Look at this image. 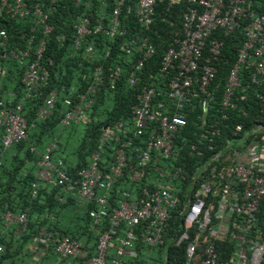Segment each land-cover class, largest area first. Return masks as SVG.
I'll use <instances>...</instances> for the list:
<instances>
[{
    "label": "built area",
    "instance_id": "1",
    "mask_svg": "<svg viewBox=\"0 0 264 264\" xmlns=\"http://www.w3.org/2000/svg\"><path fill=\"white\" fill-rule=\"evenodd\" d=\"M101 1L106 7L109 0ZM164 1L172 7L181 0H113L108 21L105 10L97 16L91 13L93 18L86 13L78 15L73 47L77 50L85 46L84 57L94 61V35L124 36L120 16L133 10L144 31H150L156 6ZM191 1L180 36L160 58L150 85H141V76L156 52L154 42L148 35L136 33L121 47L129 68L128 85H141L130 107L131 127L105 125L98 149L91 153L87 166L77 172L76 179L53 163L55 141L49 143L38 162V179L63 185L65 190L74 191L78 200L95 201L98 209L90 216L97 223L108 219L91 257L81 242L41 229L36 239L53 246L58 261L80 258L86 264H125L128 259H139L138 246L144 244L148 258L152 249L165 246L159 264H264V216H260L264 206V14L253 11L249 0ZM75 2L84 3L89 10L100 6L94 0ZM53 8L42 0H0V16L30 21L18 36L23 42L12 46L7 30L0 26V81L9 60L20 70L24 89L11 105L4 102L0 90L5 148L27 139L24 104L51 78L53 60L44 54L46 38L53 30L49 23ZM241 26L244 40L237 46L223 89L216 93L213 84L219 63L224 60L226 64L228 59L222 53L224 41L214 34L227 36ZM121 76V65L109 68L111 90L116 89ZM104 79L103 67L96 64L85 91L77 92L75 99H64L61 125L90 121ZM57 99L56 90L49 91L37 116L49 117ZM189 116L196 118L194 136L189 142H178ZM125 173L132 182L141 183L139 192L134 191L136 188L124 190L114 207L110 191ZM151 173H158L159 178ZM4 219L20 226L27 222V215L7 212ZM171 244L173 253L182 252V261L170 255Z\"/></svg>",
    "mask_w": 264,
    "mask_h": 264
},
{
    "label": "trees",
    "instance_id": "2",
    "mask_svg": "<svg viewBox=\"0 0 264 264\" xmlns=\"http://www.w3.org/2000/svg\"><path fill=\"white\" fill-rule=\"evenodd\" d=\"M42 1L54 7L49 15V23L53 26V30L46 38L47 45L44 54L45 57L49 56L53 60L51 78L47 86L41 88V91L34 98L28 99L24 104L23 115L29 125L26 140L15 142L5 148L2 143L5 129L0 126V246L2 247L0 264H16L12 259L13 254L10 253L13 246H16L20 253H23L25 252L24 246L31 245H36L39 250L40 247L44 249L42 257L33 260L36 251L27 247L29 253H23L19 256V264H86L80 258H65L58 261L53 246L36 239L37 235L41 229H44L47 233H59V235L69 236L81 242L82 247L88 252V257H91L95 254L101 232L108 226V219L104 218L97 223L90 216L91 211L98 209V204L95 201L78 200V195L74 191L65 190L63 185L51 184L38 179L36 175L39 170L38 162L49 143L55 141L57 146L51 152L53 163L66 170L72 179H76L77 172L82 167L87 166L91 153L98 149L100 134L105 125L121 124L124 128L131 127L132 114L130 107L136 102L139 87L143 84L150 85L151 81L155 79L153 77L157 74L159 60L173 39L180 36L184 13L193 2L191 0H181L172 7H168L165 1L159 3L156 6L150 31H144L142 24L138 22L135 16V10L131 14L123 11L120 22L121 27L125 28L126 34L114 38L104 33L94 35L97 53L94 61L89 62L84 57L83 48L85 46L77 50L73 47L74 24L77 21V16L82 13H86L88 16L92 13L93 16H97L105 10V21H108L111 17L113 0H109L106 7H104L101 0H94L95 4L100 5L95 7L94 10L87 9L84 3L76 4L75 0ZM249 1L253 11L264 14V0ZM29 23V18L21 21L6 14L0 16V26L5 28L9 34V46L17 42L20 44L23 42L24 39H20L18 36L29 27ZM136 33L148 35L155 44L156 52L153 59L145 67V71L141 76V85L131 87L126 81L129 71L124 62L126 53L124 50L122 51L121 47ZM35 34L37 37L41 35L40 31ZM214 36L222 38L224 41L222 53L223 57L228 59L226 64L224 60L220 61L219 73L213 84L214 91L220 93L229 68L236 59L237 46L244 40L243 26L233 34L224 36L217 32ZM37 41L38 39L35 38V43ZM108 52L109 55H107ZM12 64L10 63V65ZM96 64H101L103 67L105 79L95 96L89 115L90 121L79 124L72 123L68 126L61 125L60 120L66 108L64 99H75L77 92L85 91L87 82L91 80L92 68ZM117 64L122 67V76L116 89L111 90L107 74L109 68ZM13 66L15 65L13 64ZM20 75L21 72L17 67L14 70L9 69L6 78L4 80L2 78L0 81L2 99L7 105L14 104L24 93ZM164 82L163 79L161 81L163 86L165 85ZM163 86L161 85L162 90H164ZM72 87H75V90H72ZM53 89L58 93V99L52 114L44 119L39 118L37 116L39 105L42 99ZM10 91L15 92L13 98L8 95ZM159 98L162 97L159 96ZM11 100L12 102H10ZM195 121V117H188V125L184 128L178 142L183 143V140L188 142L192 140L194 130H196ZM79 125H83L82 130ZM77 132H81V136L78 137L80 134L77 136L78 143L73 149L68 150L69 142L76 137L74 135ZM121 136L124 135L121 134ZM48 141L49 143H47ZM185 157L189 161L194 160V157ZM60 162L64 166H61ZM151 174L154 178H159L158 173ZM189 176L191 174H188L187 178ZM35 183L37 184L36 187H34ZM140 184L132 182L125 173L110 191L113 206H118V200L122 198L124 190L136 188L134 191L139 192ZM125 185L127 186L126 189L123 188ZM33 190H35V195H33ZM98 193H101V191H98ZM7 212L13 214L25 212L27 222L25 225L20 226L7 223L4 219ZM260 216H264V206L261 207ZM174 232L175 228L171 229L169 237ZM15 236L18 238L15 239ZM168 247L172 253H170L172 258L182 261V252L173 253L175 248L172 244ZM164 248L165 246L152 249L148 258L146 255L149 252L148 248L146 245L141 244L138 246L139 259L136 261L128 259L125 264L149 263L152 253L156 254V262L159 264L163 257L162 250L164 251ZM44 259H46L45 262H43Z\"/></svg>",
    "mask_w": 264,
    "mask_h": 264
},
{
    "label": "crops",
    "instance_id": "3",
    "mask_svg": "<svg viewBox=\"0 0 264 264\" xmlns=\"http://www.w3.org/2000/svg\"><path fill=\"white\" fill-rule=\"evenodd\" d=\"M16 67L15 66H13V64L12 65H10V62H6V74H5V76L3 77V80L6 78V76H7V74H8V70L9 69H12V70H14ZM11 98H13L14 97V95H15V92H13V91H10L9 92V94H8ZM16 238H18L17 236H15V239ZM36 243V242H35ZM34 243V244H35ZM27 247H30V249L31 250H33V251H36V254H34V258H33V260H38V258H41L42 257V255H43V248H41L40 247V250L39 249H37L36 248V245H31V246H24V251L25 252H23V253H29L28 252V249L29 248H27ZM12 250H11V252L10 253H12L13 254V257H12V259H13V262H15L16 264H19V256H21V255H23V253L21 252H19L18 251V249L16 248V246H13L12 248H11ZM43 257H45V256H43ZM45 260L46 259H44V261L43 262H45ZM34 262V261H33Z\"/></svg>",
    "mask_w": 264,
    "mask_h": 264
},
{
    "label": "rangeland",
    "instance_id": "4",
    "mask_svg": "<svg viewBox=\"0 0 264 264\" xmlns=\"http://www.w3.org/2000/svg\"><path fill=\"white\" fill-rule=\"evenodd\" d=\"M7 62H9V60L7 61ZM72 90H75V87H72ZM82 126L83 125H79V127H80V129L82 130ZM81 132H77V134H75L74 136H76V137H74V138H72L71 140H70V144H69V147H68V150H71V149H73L74 148V146L78 143L77 142V140H78V137H80L81 136V134H80ZM80 134V135H79ZM79 135V136H78ZM78 136V137H77ZM65 137H66V134H65ZM64 138V137H63ZM50 140V139H49ZM64 141V140H63ZM47 143H49V141L47 142ZM126 185L125 186H123V188H125L126 189ZM68 215V213L66 214V216ZM153 256V257H152ZM152 256H151V260H149V263L147 262V263H145V264H157V262H156V254L155 253H152Z\"/></svg>",
    "mask_w": 264,
    "mask_h": 264
},
{
    "label": "water",
    "instance_id": "5",
    "mask_svg": "<svg viewBox=\"0 0 264 264\" xmlns=\"http://www.w3.org/2000/svg\"><path fill=\"white\" fill-rule=\"evenodd\" d=\"M207 99L209 100L210 99V96Z\"/></svg>",
    "mask_w": 264,
    "mask_h": 264
}]
</instances>
